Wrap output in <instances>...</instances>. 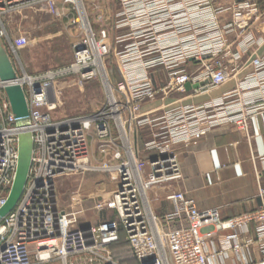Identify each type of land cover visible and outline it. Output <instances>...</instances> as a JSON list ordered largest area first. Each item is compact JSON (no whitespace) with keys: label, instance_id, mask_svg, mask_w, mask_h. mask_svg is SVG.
I'll return each instance as SVG.
<instances>
[{"label":"built area","instance_id":"built-area-1","mask_svg":"<svg viewBox=\"0 0 264 264\" xmlns=\"http://www.w3.org/2000/svg\"><path fill=\"white\" fill-rule=\"evenodd\" d=\"M114 1L117 8L112 14L109 3L91 2V23L83 0H0V43L16 59L21 42L9 33L8 21L23 12L45 11L59 17L63 11L76 10L82 14L84 34L73 45V62L67 68L33 75L17 60L16 67L12 65L15 79L0 81V208L14 178L22 131L29 132L33 145L22 194L0 219V264H120L111 250L120 231L138 264H219L228 252L246 264L243 254L252 247L264 260V190H259L258 209L226 220L219 218L217 209L199 210L181 192L164 197L174 211L156 216L149 197L151 189L181 181L175 146H194L225 124L247 132L251 120L264 113V53L250 57L251 72L236 93L200 106H168L160 114L141 115L142 106L158 95L167 98L169 93L185 92L186 84L204 82L208 84L197 91L214 90L234 76L242 57L259 47L260 41L249 33L258 13L256 4L243 1L222 8L215 6L218 0ZM225 13L229 21L221 24ZM110 53L119 59L123 77L117 92L122 99L112 95L110 110L86 118L53 120L52 114L62 105L58 81L70 76L81 82L101 77L96 61L102 66ZM187 64L194 68L191 72ZM159 69L166 72L167 83L157 91L149 74ZM13 85L25 97V126L16 123L4 92ZM133 121L152 132L143 144V161L130 144ZM91 131L103 157L112 150L109 161L116 162L117 177L108 198L94 209L98 215L109 212L114 219L101 218L95 225L77 228L79 212L56 207L55 180L78 171L87 161L86 137ZM222 232L227 234L215 242ZM80 256H86L83 263L71 261Z\"/></svg>","mask_w":264,"mask_h":264},{"label":"crops","instance_id":"crops-1","mask_svg":"<svg viewBox=\"0 0 264 264\" xmlns=\"http://www.w3.org/2000/svg\"><path fill=\"white\" fill-rule=\"evenodd\" d=\"M243 1L254 2L257 6V16L249 28L250 35L260 41L256 52L245 54L235 75L219 88L171 93L170 97L144 104L141 115L160 114L168 106H200L227 94L236 93L240 82L251 72L250 57L264 53V0H218L215 3L216 7L226 8ZM228 21L229 14H222L220 23L226 24ZM228 39L232 42L234 40L232 35ZM233 50H236L235 44ZM157 73L161 72L156 71L155 74ZM144 129L138 128L135 122L131 125L130 144L136 154L140 151ZM173 152L177 155L182 179L169 188L157 191L160 199L157 198V194L155 195V191L152 189L149 191L150 197L153 195L157 199L151 206L156 216L174 211V205L165 201L164 197L176 192L193 199L199 210L217 209L221 220L250 213L259 208V190H264V113L251 120L247 132L239 130L234 125L217 126L196 145L188 148L178 145L173 148ZM112 216L113 214L107 212L101 217L110 220ZM87 226L89 225L79 228ZM226 234L219 233L215 242ZM248 236H253L252 228H249ZM239 257L228 252L219 264H241L243 260ZM243 257L246 264H264L261 254L255 247L248 253L244 252Z\"/></svg>","mask_w":264,"mask_h":264},{"label":"rangeland","instance_id":"rangeland-1","mask_svg":"<svg viewBox=\"0 0 264 264\" xmlns=\"http://www.w3.org/2000/svg\"><path fill=\"white\" fill-rule=\"evenodd\" d=\"M93 1L95 0H83L85 13L90 22L93 11L89 4ZM98 1L99 4L104 5L109 3V14H112L117 8L114 0ZM80 15V12L76 10L63 11L59 17L52 16L45 11L29 10L10 18L8 21L9 33L15 36V41L19 40L21 42L16 48L17 59L13 54L6 52L12 65L16 67V61L18 60L25 70L33 75L48 70L55 71L67 68L73 62V45L81 40L84 35ZM72 21L76 23L73 24ZM99 63V69L103 66L107 84L103 83L105 78L102 69L99 70V74L103 79L97 76L91 81L81 82L76 77L70 76L58 81L57 87L62 92V105L52 114L53 120L81 119L97 114L104 109L110 110L109 94L113 95L117 101L122 99V96L117 92L118 85L122 82L123 77L118 56L110 53L103 58L102 66L100 61ZM186 67H188V72L194 69L189 64ZM156 71L161 73L155 74ZM156 71L150 73L149 77L153 89L158 91L166 85L167 76L164 70L159 69ZM170 96H172L171 93L168 97ZM156 98V100H161L163 97L158 95ZM144 128L141 136L142 143L139 147L140 151L137 155L142 161L146 158L143 144L150 139L152 133L148 127ZM93 133L92 131L89 132L86 137L87 161L81 164L78 171L55 180L54 200L56 207L65 212H79L77 228L85 225H95L99 222L102 215H98L94 207L102 199L108 198L116 184L117 177L113 169L116 162L109 161L113 152L110 150L103 157L99 152L100 143L96 141ZM115 137L116 133H114ZM159 190L162 191L163 189H152V191H155V195ZM156 196L159 198V193ZM150 200L157 202L153 195ZM85 258L86 256H80L72 258L71 261L83 263ZM52 264H60V262L54 261Z\"/></svg>","mask_w":264,"mask_h":264},{"label":"water","instance_id":"water-1","mask_svg":"<svg viewBox=\"0 0 264 264\" xmlns=\"http://www.w3.org/2000/svg\"><path fill=\"white\" fill-rule=\"evenodd\" d=\"M16 75H15V71L13 69V66L9 60V57L5 51V49L3 48V46L0 43V81L1 82H9V81H13L15 79ZM207 82L204 83H199V84H186L184 89L185 91H190V90H197L199 88L204 87L205 85H207ZM4 92L6 94L7 100L10 104V109L11 112L14 116V118L16 119V123L19 126H25L26 125V121H27V116H28V112H27V105H26V101H25V97L23 94L22 89L17 86V85H13V86H7L4 89ZM28 146L26 149V154H24L25 158H26V162L25 163H21V157H23L21 155V150L22 148V137L21 135L18 136V158H17V165H16V170H15V174H14V178L11 184V188L9 191V194L11 192H13V186L15 184V180L17 178L18 175H20V180L18 182V186L16 188V190L14 191V199L11 200V202L8 203V200H6L4 206L2 208H0V219L3 218L5 215H7L13 208L14 206L17 204L23 188L25 186L26 183V178H27V174L29 171V167H30V159H31V153H32V140H31V135L28 134ZM21 156V157H20ZM24 164L22 171H19V167H21V165ZM146 264V263H143Z\"/></svg>","mask_w":264,"mask_h":264},{"label":"trees","instance_id":"trees-1","mask_svg":"<svg viewBox=\"0 0 264 264\" xmlns=\"http://www.w3.org/2000/svg\"><path fill=\"white\" fill-rule=\"evenodd\" d=\"M114 219V215L110 220ZM113 257L120 264H138L135 259L132 257L130 251L128 250L127 243L125 242L124 234L120 231L119 240L117 243L111 246Z\"/></svg>","mask_w":264,"mask_h":264},{"label":"bare ground","instance_id":"bare-ground-1","mask_svg":"<svg viewBox=\"0 0 264 264\" xmlns=\"http://www.w3.org/2000/svg\"><path fill=\"white\" fill-rule=\"evenodd\" d=\"M82 15V14H81ZM83 17V16H82ZM100 63H99V59H97V61H96V66H97V68L99 69L100 68ZM99 70H101V69H99ZM100 73V72H99ZM104 82H105V79H104ZM108 100H109V102H110V104L111 105H113L114 104V102H113V99H112V95H110L109 94V96H108ZM28 134H29V132L28 131H22L21 133H20V135H21V137H22V150H21V155L23 156V157H21L20 159H21V163H25L26 162V158H25V156H24V154H26V149H27V146H28V141H27V138H28ZM31 160V159H30ZM23 166H24V164H22L21 165V167H19V171H22V168H23ZM19 180H20V175H18L17 176V178H16V180H15V184H14V186H13V192H11L10 194H8V196H7V198H6V200H8V203L9 202H11V200L12 199H14V191L16 190V188H17V186H18V182H19Z\"/></svg>","mask_w":264,"mask_h":264}]
</instances>
